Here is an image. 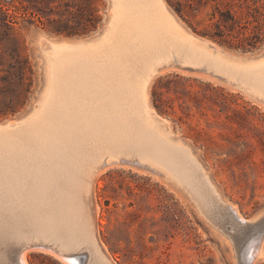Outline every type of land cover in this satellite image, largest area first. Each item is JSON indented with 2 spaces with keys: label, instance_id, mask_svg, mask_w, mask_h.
<instances>
[{
  "label": "bare ground",
  "instance_id": "obj_1",
  "mask_svg": "<svg viewBox=\"0 0 264 264\" xmlns=\"http://www.w3.org/2000/svg\"><path fill=\"white\" fill-rule=\"evenodd\" d=\"M110 18L101 36L87 40L101 38L96 47L59 42L39 103L0 124V243L17 249L0 264H29L31 250L63 264H111L97 239L91 190L100 174L118 164L145 168L152 162L165 171L152 170L195 205L217 210L232 224L245 222L222 200L196 155L162 128L148 90L166 68L191 70L203 64L264 106V58L223 53L185 29L164 0H113ZM237 236L229 239L240 257ZM256 238L240 250L249 264L264 255Z\"/></svg>",
  "mask_w": 264,
  "mask_h": 264
},
{
  "label": "rangeland",
  "instance_id": "obj_2",
  "mask_svg": "<svg viewBox=\"0 0 264 264\" xmlns=\"http://www.w3.org/2000/svg\"><path fill=\"white\" fill-rule=\"evenodd\" d=\"M58 2L67 5V16L81 9L87 13L86 5L89 4L96 10L99 21L87 33L66 35L53 33L44 21L35 17L22 18L15 13V31L31 63L34 83L23 108L15 114L0 116V124L25 114L32 109L33 103H39L46 82L45 71L48 78L54 65L51 52L61 46L59 42L82 41L85 44L80 46L81 49L88 44L96 47L101 38L87 40L101 36L111 19L113 0ZM164 2L171 15L194 35L199 34L190 28L188 20L198 29L209 23L211 5L195 18L188 16L184 20L172 9V0ZM247 3L251 7H260V12L264 13V0H247ZM230 8L245 17V9L240 10L236 5ZM251 31L252 25H249L244 34ZM262 33L264 36V26ZM42 40L46 45L42 46ZM213 43L229 55L250 60L264 58V39L251 50ZM195 67L197 69L191 70L170 67L156 76L148 90L150 107L161 120L162 128L196 155L222 200L236 207L245 222L232 224L216 214L217 210L212 209L210 213L195 205L165 175L153 171L152 167L164 169L152 162H147L152 167L145 168L127 163L113 165L97 177L91 190L97 239L111 264H249L245 259L247 254L242 256V251L246 249V243L256 237L264 253V106L242 89L229 86L219 73L215 74L220 78L209 73L210 70L205 71V65ZM223 232L228 236L225 237ZM254 232L256 235L252 237ZM229 236L238 237L236 243L242 250L238 252L240 257H237V251L235 254L234 241ZM4 245L0 243V260L8 263L17 249ZM27 260L29 264H63L55 256L38 250L29 251ZM253 264H264V255L256 257Z\"/></svg>",
  "mask_w": 264,
  "mask_h": 264
},
{
  "label": "trees",
  "instance_id": "obj_3",
  "mask_svg": "<svg viewBox=\"0 0 264 264\" xmlns=\"http://www.w3.org/2000/svg\"><path fill=\"white\" fill-rule=\"evenodd\" d=\"M208 5H211V11L206 27L198 29L187 21L195 33L221 45L243 50L254 49L262 43L264 13L260 12V7L249 6L247 0H172L171 3L175 13L184 20L188 16L195 18ZM232 5L245 9V17L233 11ZM86 7L87 13L81 9L67 16V5L58 0H0V116L20 111L34 83L31 63L15 31V13L22 18L30 16L44 21L53 33L77 35L94 29L99 21L96 10L89 4ZM249 25H252V31L245 35L244 30Z\"/></svg>",
  "mask_w": 264,
  "mask_h": 264
},
{
  "label": "water",
  "instance_id": "obj_4",
  "mask_svg": "<svg viewBox=\"0 0 264 264\" xmlns=\"http://www.w3.org/2000/svg\"><path fill=\"white\" fill-rule=\"evenodd\" d=\"M199 36V35H198ZM200 37H203V36H200Z\"/></svg>",
  "mask_w": 264,
  "mask_h": 264
}]
</instances>
